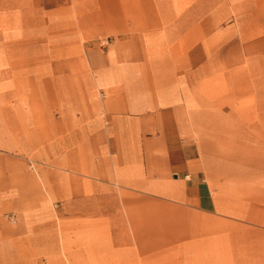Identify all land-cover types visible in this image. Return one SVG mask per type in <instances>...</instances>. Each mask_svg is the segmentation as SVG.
Wrapping results in <instances>:
<instances>
[{
  "label": "crops",
  "instance_id": "0c3cea01",
  "mask_svg": "<svg viewBox=\"0 0 264 264\" xmlns=\"http://www.w3.org/2000/svg\"><path fill=\"white\" fill-rule=\"evenodd\" d=\"M101 1L0 0V212L24 218L0 255L68 230L100 264H264L237 251L264 202L229 163L254 111L236 103L264 81V0ZM78 16L115 40L78 55Z\"/></svg>",
  "mask_w": 264,
  "mask_h": 264
},
{
  "label": "rangeland",
  "instance_id": "374dc122",
  "mask_svg": "<svg viewBox=\"0 0 264 264\" xmlns=\"http://www.w3.org/2000/svg\"><path fill=\"white\" fill-rule=\"evenodd\" d=\"M62 3L66 5L68 2L67 0H62ZM101 3V0H94L95 6H101ZM71 4V6L74 5L73 2ZM103 21H107V18H103L102 16L94 17V32L86 33V18L77 17L78 55L85 54L84 49L86 43L89 45L87 48L93 45L95 50L102 51L101 49H106L115 40L116 36L114 33L110 34L102 29ZM252 90L258 92L259 95L253 92L254 97L252 101L241 100L236 103L238 106L252 103L254 111L252 113L248 112L247 121L234 123L238 127L230 130L234 133V139L231 140L237 142V144L232 143L230 145L231 153L236 154L237 160L229 163L232 165L231 174L239 180L237 181L239 188L242 189L243 187L241 185L244 184L245 190L246 185L248 189L245 192L250 197L264 202V81L255 82V89ZM245 140L248 142L247 145ZM246 176L249 179H246ZM262 206H264V203H262ZM262 210L255 205V221L264 219V209ZM23 220L24 218L20 210L2 209L0 212V236L5 227H7V232L16 231V228L23 223ZM68 232L67 230L66 234L65 230L61 235L59 234L58 240H56V237V239L45 242L46 249L44 251L41 250V254L33 251L30 256V251L26 250L27 245H24L22 247V256L19 255L20 257L12 258L10 256L5 257L4 255H0V264H15L16 261H19L18 264H87V261H91L92 259L93 264H100V257L95 256V254L98 255L99 251L97 250V253L93 251L94 255H91L87 251V241L84 239L85 234L83 233L81 240L71 241ZM263 235L264 232L260 229H253L254 242H251L250 236H252V233L248 230V241L243 240L238 242L237 251L243 254L246 253L247 249L251 250L252 248L254 250V259H259L261 254H264ZM94 243L96 244V242ZM8 244L9 241L0 240V254H2V249L7 247Z\"/></svg>",
  "mask_w": 264,
  "mask_h": 264
}]
</instances>
